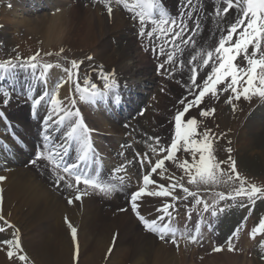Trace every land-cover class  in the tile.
<instances>
[{
	"label": "snow or ice",
	"instance_id": "1",
	"mask_svg": "<svg viewBox=\"0 0 264 264\" xmlns=\"http://www.w3.org/2000/svg\"><path fill=\"white\" fill-rule=\"evenodd\" d=\"M104 3L107 13L111 16L113 12V3L116 5H122L124 9L132 13V18L137 20L139 23V35L141 37H147L151 40L154 35L163 38L166 34H171V43L175 47V42L181 39L184 32L186 24L181 20L179 28H177L176 21H169L163 12L159 14V18L156 16V9L158 4L156 0H102ZM192 0H187L189 7H191ZM225 7L222 12L225 16L230 11H235V19L229 24L226 29V34H222L219 38L217 45L212 49H200L191 55L188 61L190 65V81L193 89H190L191 99H181L179 103L183 105L181 110H178L174 116L175 125V138L171 140L168 146H164L160 142L159 137H153L155 145H150L151 151L158 155V157L153 163L148 160L147 163L151 165L149 169V174H145L142 178L143 183L136 191H134L130 196V206L131 209L136 212L138 218L143 223L146 230L157 233L161 240L165 239V236L171 235V242L178 246L177 233L179 229L175 227L171 222L172 212L170 209H174L173 203H164L161 208L157 211L161 212L157 219L148 220L143 215H140L137 211L139 204L137 203L143 197H171L172 201L180 199L173 195L175 189L179 188L185 195L184 199L187 197H193L195 205H203V210L207 212L210 208L212 209L211 215H217L216 205L219 201L231 199L235 200L236 197H246L249 201L255 202L256 198H264V186H258L254 183L249 184L247 179L242 177L239 172L236 171L235 161L231 159L230 161V171H224L221 168V164L224 162H219L215 160L213 155V135L210 129H205L202 132L199 131L198 125L199 121L195 118L185 119L186 114L190 112L193 108H200V105L205 102V97L218 98L220 92H229L230 95L226 97V102L233 106L235 109V104L233 101H238L243 97L245 100H250L253 95H258L264 98V0H223ZM10 7V5H9ZM216 15H221V9H216ZM151 25V28L148 25ZM199 27V24L196 25ZM194 34V33H193ZM234 37H236L234 39ZM185 43H192L194 41L187 40ZM64 52L61 48L57 55ZM161 54H163V48H161ZM40 53L37 52L35 55L28 59V67L35 70L38 64L35 62L39 57ZM45 55L51 56L53 53L49 52ZM175 53H170L167 56L169 63L174 61ZM91 60L92 57H87ZM240 59L246 66L242 67L241 64L237 63ZM83 61L71 60L70 67L63 68V71L67 73L68 80H72L76 77L75 85L79 92V99L84 102L95 103L97 98H105L110 93H112L117 87V82L115 80V73L105 74L102 71L99 73L100 78L103 80V88H100L97 84L93 83L90 79L85 78L84 84L81 85L79 82V67ZM180 66H183V61H180ZM211 64L210 73L207 74L206 79H203L202 84L197 83L198 77V67H208ZM16 65L8 60L4 63H0V70L8 71L9 68H15ZM44 72L52 69L53 67L60 68L59 63L53 65L52 63L44 64ZM160 68H164V65H160ZM76 70V71H73ZM46 82V81H45ZM68 81H61L57 84V88L61 87L63 83ZM223 87H219V86ZM5 96L8 95L7 92L4 93ZM48 95L45 92L38 98H35L33 105H38L45 99ZM121 97L119 95L115 96V102L119 103ZM74 106L76 101L73 99L71 101ZM52 104L60 106L62 101L59 99L58 92L55 98L52 100ZM61 111H65L61 108ZM215 108L205 107L200 109L199 115L201 117H208L214 114ZM66 116L76 115L80 117L79 110L75 113L68 110L65 111ZM51 119V116H49ZM64 116L60 117L62 121ZM90 132L87 125L83 123L82 117L79 121L71 126V130L68 132V136L80 144V155L77 162L71 164H66L61 167L60 162H58L57 153L49 151L47 154L45 152L37 153L36 159L32 160V163L37 164L38 160H46L52 166V171L55 174L56 182L59 184L61 181H65L69 188H75V194L73 197L68 198V204H73L74 202L81 201L82 198L88 194L87 189L98 190L101 194L105 196H110L118 190H122L125 177L120 176L117 183H102L98 179L91 178L89 176L81 175L79 169L81 164L86 163L90 154H94L93 146L90 141ZM202 137V138H198ZM47 139V137H46ZM181 149L186 153H191L190 159H184L182 161L177 160V152ZM231 152V149H228ZM197 154H199L197 158ZM146 155V154H145ZM166 161L171 162L176 165L178 169L184 174L180 177V180H176L174 176L164 177V173L168 171L165 166ZM141 164L145 163L144 159L140 160ZM125 170V166L118 168L115 172L120 173ZM159 170V172H158ZM63 173V174H61ZM66 174V175H65ZM151 174H158L162 178H167L172 183L165 185L160 184L156 180L152 179ZM184 176H187V183L189 185H195L199 187L200 185H219V184H237L233 189V192L227 195L224 192H219L216 194L218 199H216L212 205L207 201L200 198L197 192L190 191L188 187L180 182L183 180ZM68 178L74 181L70 182ZM6 177L0 176V182L4 181ZM81 184L85 186V190H81L79 187ZM155 185V190H149V186ZM0 189V193H2ZM2 200V196H0ZM123 210V209H122ZM220 212L224 209L220 208ZM165 217L168 218L167 222L164 223ZM3 216L0 215V220H3ZM67 226L71 231V237L74 241L77 240V228L65 218ZM7 224V222L5 221ZM8 227H14L11 224H7ZM5 228L0 227V232H4ZM18 233V230H16ZM237 230V234H238ZM197 235L199 234V229H196ZM258 234L264 235V219H261L258 226L255 227L251 232V238L255 239ZM181 238L183 235L181 234ZM189 239L195 243L197 236H189ZM5 246H8L7 256L9 259L18 255V253H23V249L20 243L19 235L17 234L14 240H3L0 241ZM228 250H234V244L232 238L226 242ZM215 251H221L220 247L214 249ZM75 255L78 258L79 255V243L75 246ZM18 258L22 262L28 260L27 255L19 254Z\"/></svg>",
	"mask_w": 264,
	"mask_h": 264
},
{
	"label": "bare ground",
	"instance_id": "2",
	"mask_svg": "<svg viewBox=\"0 0 264 264\" xmlns=\"http://www.w3.org/2000/svg\"><path fill=\"white\" fill-rule=\"evenodd\" d=\"M19 2L20 4H24L26 2V4L30 7L29 11L32 18H30L27 22L30 26H34V30L36 29L35 32L32 31L33 33H35V35H39V32H41L40 29L46 26L47 29H49L51 32H54V35L50 36L51 38L57 37L58 39L60 33H62L63 35L65 34L63 42H65L68 47H71L73 49L76 48L78 50L80 49L81 52L91 50L92 54H94L93 61L86 63L90 65H101L106 70H108V73H112L114 71L115 80L118 85L116 89L119 90V93L127 92L129 90V87H131V89L134 90L131 95L135 96L136 89L139 87H143V90H151L149 97H142V101L144 103L148 102V104L153 107V96H158L159 100L165 101L166 94L162 93V86L159 84V77L152 69L154 63L151 60L149 54H144V52L141 50L140 46L137 43V38L132 34V24L128 20H126L125 22L122 20L123 27L125 26L124 30L127 29V31H123L119 36L117 35L118 37L116 36V39L118 41H115L109 35L111 29H113L114 27L110 28L109 17L105 15L107 11L105 12L102 10L103 14H99L98 10L95 11V8L92 5H90L91 7L89 6L86 9L82 6L81 3H74L71 8L62 9L61 6L54 0H20ZM45 7H50V10L54 11V13H51V15L47 14L46 16V14L39 15L40 13L36 12L40 11L37 8L45 9ZM21 10L23 12H21L20 15L25 12V8L21 7ZM66 12H68L67 20L65 18L66 16L63 17L64 15H66ZM16 14L17 13L15 12H10V16H13L12 20H14ZM102 15H104V17ZM92 17L97 20L96 27L98 31H100L98 39L99 42L96 44V46L93 44V42H91L90 44V41H87V39H89V37L87 38L88 35L84 34V27L88 22L87 19ZM218 28L219 27L215 26L212 33L213 37H216L218 35ZM32 29L33 28H31V30ZM205 32V35L209 34V32H207V29L205 30ZM87 54L90 55L91 53L87 52ZM46 81L48 86H46V88L48 89L49 82L47 79ZM46 88H43V91L46 90ZM49 97L54 98L55 96ZM73 97L74 96L72 95L69 100V104H64V102H62L59 107L52 104L53 99H50V101H48L47 97H45V99L39 104V107H45V105L49 104L48 102H50V104L52 105L51 110H49V114H51L50 121L53 120V114L56 111H58V115L59 117H61L64 116L63 114L65 113V111L70 110L75 113L76 110L80 109L82 111L80 117H82L83 123L86 124L92 132L95 133L97 129L106 130V128L108 127V122L106 121V123L103 121V119L100 118V115H104V120L107 119L103 112L104 110H106L104 109L105 106H97V108H93L92 110L95 111L93 113L97 114V118H100L102 121H90L88 120L84 111L85 109H89V105L85 104V106H87L83 108L81 104L75 99V97ZM73 99H75L76 101L74 106L71 103ZM219 102V100L216 101L208 98L203 104H205L208 108H215V115L219 117V114L221 113V108L219 109ZM239 102H242V99H240ZM151 107L149 108L152 109ZM61 108H63L65 111H61ZM7 109H10L11 114L15 116V120L20 125L17 114L22 112V109L15 112L14 110L18 109L15 107V104H11V106L9 105ZM80 117H77L76 115L67 116L64 127L61 129V133H66L74 123L79 121ZM204 118L205 117H201L200 119L203 120ZM1 125L2 119L0 117V129ZM255 125L257 126H255L251 132H241L240 145L243 146L242 150L245 152L253 151L254 148H256L258 145L260 147L264 146V137H259V132L264 130V128L261 127L262 125ZM131 126H134V124ZM112 128V131L114 132H112L114 134L113 137L106 138L105 136H102L100 137L101 140L96 137L97 142L100 143L102 141L113 143L115 140H117L119 137L120 128H118L116 125L112 126L111 129ZM227 128L231 131L234 129L241 131V127L235 123V120H233L232 122H227ZM134 131L136 132V135L139 133L138 129H136L135 126ZM21 140L24 143H27L29 147L32 146V139H27L24 136ZM77 144L80 146L78 141ZM14 154L18 156L19 151L15 152ZM19 157L20 158L17 159L14 165H8V167L10 166L12 168L11 170H8L6 173L0 174V176L6 177L4 181L0 182V189L3 190L2 193H0V196H2V200H0V215H2L4 218L3 220H0V223H2L1 225L3 226L7 224L13 225L14 227H8L9 229H11L10 233H15V235L18 234L19 239H22V237L20 236L22 230L27 231L31 228L32 224L44 223L49 220L50 217H53L55 216V214H57L58 218H60L59 220L61 221L60 224L61 226H63L61 227L60 231L58 230L59 232L57 236H55V234L53 233L54 231H56V229H58V227L55 228L57 224L49 226L47 223L43 225L45 231L43 234H40L41 239L39 241H34V239H32L34 236L31 235L32 237L30 241H34L31 245L33 246L32 248L35 249V255L40 263L91 264L92 262H95L103 264L110 250V246H119V249H122L123 244L126 242L129 244L131 250L129 258L131 259L135 257L133 261L134 264L140 263L138 256L142 254L144 255L143 263H147L151 256H153V259H155V261L157 260L158 262L161 258H163V256H169L171 253H174L169 243L164 240L162 241L157 239L152 235V232H149L145 228L141 227L139 223L134 219L132 211H126L122 213L116 212L115 210L119 209L120 207L117 204H115V209H104V206L100 205L95 199L84 197L82 198V202L77 201L73 204H68V200L64 196L59 195L58 192H56L51 187V184L47 180H44L42 175H40L39 173L37 174V172H35L31 168H24L22 167V164L17 163L24 160L23 156ZM166 168L173 172L177 167L175 166V164L166 161ZM155 176L156 175H153V179L158 181L157 176ZM170 182H163V184L168 185L170 184ZM9 196H12L11 201H9ZM167 199V197L148 198L145 196L141 200H139V202H142V209L143 211H145L147 207H152L153 203L162 204L165 202H169L167 201ZM164 200L166 201L164 202ZM106 204L110 203L107 202ZM111 204L114 203H112L111 201ZM79 205L82 211H75L77 206ZM9 208H14V211L16 213V220L11 219V217L9 216ZM66 217L68 221H70L78 230L76 241H74L71 237V231L68 228L67 222L65 220ZM148 218L152 217L148 216ZM5 221L7 222V224L5 223ZM237 222L238 221H236L235 223ZM172 224L174 226L176 225L175 222H172ZM229 227L230 231L235 226L233 224H229ZM16 230H18V233ZM180 230L184 232L182 227H180ZM133 236L137 237L138 239L134 240ZM56 237L60 239L59 243H57L58 241L55 240ZM89 237L92 238L91 241H88ZM3 239L4 238H0V241H2ZM6 240H14V234L13 237H6ZM249 241L250 237H245L242 239V241H240V245L247 249ZM23 242L21 246L22 249L25 250L26 246ZM77 242L79 243V261L77 260V257L75 255V246ZM198 245L196 248L199 247ZM6 248L8 250V246L0 243V251ZM1 254L2 253H0V264L7 263L4 260V256ZM192 254L195 255V252H193ZM225 254H227L229 258H233V260L231 261L233 264H259L256 261H254L253 263L252 259L247 258V256L245 255L243 258L241 255L239 256L237 254L234 256V253L228 252L226 250ZM225 254H220L219 257H201L200 263L215 264V262L223 258ZM116 259L117 255H115V252H113L106 264H116ZM184 264L187 263L185 262Z\"/></svg>",
	"mask_w": 264,
	"mask_h": 264
},
{
	"label": "rangeland",
	"instance_id": "3",
	"mask_svg": "<svg viewBox=\"0 0 264 264\" xmlns=\"http://www.w3.org/2000/svg\"><path fill=\"white\" fill-rule=\"evenodd\" d=\"M54 1L56 3H58L62 9H65V8L69 9L72 7V5L74 3H81L82 6L87 9V6H85L86 4H84L85 1H83V0H77L76 2H74V0H54ZM16 2H17V0H0V11H1L0 18L2 17L0 19L2 22L1 23L2 26L0 29V61L11 60L12 63L18 67L19 66L27 67L28 66V59L30 57H32L33 55H35L37 52H39L40 55L37 58V61H35V62L39 65H42V66L44 64H47V63H52L53 65L59 63L60 65H62L66 58L71 57L73 60H77L78 62L83 61V63L80 64V67L78 70L79 82L81 81L80 83H82V85H83L85 78H88L93 83H97L96 81H94V79L92 77L93 67H96L94 70H96V71L100 70L101 71V68L97 67V66H101V65L92 64L93 65V67H92L90 64H87L90 61H93V59H91V60L87 59V57L94 56V54H92V51L86 50V51L81 52L80 49L78 50L76 48L73 49L71 47H68L65 44V42H63L64 38H65V34L63 35L62 33H60V36L58 39H57V37L51 38L50 36H53L54 32H51L49 29H47L46 26H44L42 29H40L41 32H39V35H35V33H33L32 31L35 32L36 29L34 30V26H30L29 23L27 22V21H29L30 18H32V16L30 15V11H29V9H30L29 5H26V2L24 4L23 3L20 4V2H17V5H16ZM8 4H10L12 8L8 7ZM1 7H2V9H1ZM19 7H20V9H19ZM21 7L25 8V12L22 15H20V13L23 12L21 10ZM96 10H98L99 14H103L101 8H95V11ZM66 11H68V10H66ZM10 12L17 13L14 20H12L13 16H10ZM51 13H54V11H42V12H40L39 15H45L46 14V16H47V14L51 15ZM23 15H24V17H23ZM105 15H107L109 17L108 13H106ZM102 16L104 17V15H102ZM63 17H65L67 20L68 12H66V15H64ZM122 20L125 22L127 19L118 11H115L112 15V18H109L110 28L114 27L113 29H111L109 35L115 41H118L116 39L117 35L119 36L123 31H127V29L124 30L125 26L123 27V21ZM87 21L88 22L84 27V29H85L84 34L88 35L87 38L89 37V39H87V41L88 42L90 41L89 42L90 44H91V42H93V44L96 46V44L99 42L98 39H99V35H100V31H98V29L96 27L97 20H95L94 17H92V18H88ZM31 28H33V29L31 30ZM37 28H38V26H37ZM58 31H60V30H58ZM209 34H212V33H209ZM62 35H63V37H62ZM115 41H114V44H115ZM61 48L64 49V52L60 55H57V53H59ZM49 52L53 53V55H51V56L45 55L46 53H49ZM87 52H89L91 54L88 55ZM81 54H84V55H81ZM17 63H19V64H17ZM66 67H70V63H66ZM38 68H40V67L38 66ZM152 69L155 71L154 66ZM57 70L58 71L61 70V67L60 68L53 67L52 69H49L51 78L52 79L57 78V80H52L51 78H46L49 82L48 83V85H49L48 89H49L50 96H55L56 93L58 92L59 99L62 102H64V104H69L70 103L69 100H70L71 96L73 95L74 97H76L75 96L76 94H73L72 91H69V89L67 90V87H69V81L65 84L63 83V85L61 87L57 88V84L59 83L58 79H61V77L59 76V73H57ZM102 70H105V68L104 69L102 68ZM25 74H27L26 71H25ZM56 74H58V75H56ZM63 78L67 79L66 77H63ZM64 79L59 80V81H64ZM72 80H73V85H72L73 89L76 90V85H75L76 77L74 76ZM72 80H71V84H72ZM46 83H47V81H46ZM174 86H175V84H174ZM176 86H178V85H176ZM172 88L173 87H169V89H166V90L171 93ZM165 94H167V93H165ZM183 95H181L180 97H182ZM259 97L260 96L256 95L255 99L259 100L260 99ZM51 98L52 97H47V99L49 101ZM75 99L77 100V98H75ZM78 99H79V97H78ZM77 101L81 104V106L83 108L87 106V105L85 106V104H88L87 102L81 101L80 99ZM222 101L223 100H220V102H219V104H220L219 109L221 108V113L219 114V117L217 115H214L216 117H212L209 121H207L208 124L206 125V127H204L205 129H210L211 133L214 137L212 151H213V155L215 157V160L219 161V162H224L221 164V168L227 172V171H230V166H231L230 161H229V156H230L231 159L235 161L236 171L239 172V174L242 177L246 178L249 184L254 183L258 186H264V146L260 147L258 145L256 148H254L253 151L245 152L242 150L243 146L240 145V136H241L242 131H247V132L250 131L251 132L254 129V127L257 126L255 124L262 125L261 127L264 128V117L263 118L261 117L262 116V110L258 109L255 111V108L258 106L257 104L251 105L249 107L248 106L245 107L246 103L244 102V100H242V102H239V100L238 101L234 100L233 103L236 106L235 109L230 104H227V105L223 104ZM205 102H206V100H205ZM152 103H153L152 109L157 108V110H158L160 105H162V108L165 109L164 114L163 113L160 114L161 116H164L167 113V107L168 106H170V105L175 106V103H173L171 101V98H168L167 95H166L165 101H161L158 99V96H154ZM248 105H249V103H248ZM237 107H238V109H237ZM152 109H150V110H152ZM195 109H197V108H195ZM200 109H203V108H199L198 110H194V111L190 112L191 117H195V118L200 119L201 116L198 114ZM242 109H243V111H242ZM87 110H88V112H87ZM87 110L85 109L84 111L86 113L88 120H90V121H98V120L102 121L101 119H103L104 122H106V121L108 122L107 119L104 120V118H103L104 115H100V118H101L100 119V118H97V116H96L97 114L93 113L95 111H91V108H89ZM241 111H242V113H241ZM240 113H241V115H240V119H239L238 117H239ZM249 117H250V119H249ZM155 120H157V117L155 118ZM233 120H235V123L241 127V131L238 132L237 129H234L231 131L227 128V122H232ZM147 121H148L149 126L150 125H152L154 127L157 126L156 124H154V121L152 120V115H149V117L147 115ZM134 122H136V121H134ZM137 122H138V125H140L142 128H143V126H146L142 120H137ZM117 127L118 128L121 127L119 129V134H122L121 130H124V128L121 125H119ZM141 127L139 128L140 130H141ZM98 130L100 131V129H97L96 132ZM203 130L204 129L202 128L201 132ZM143 131L147 132V130H145V129H142V132ZM259 133H260L259 137L263 138L264 137V130L260 131ZM112 135H113V133H112ZM102 136L104 137L103 134L101 135V134H98V132L96 133V137L99 138V140H101L100 137H102ZM142 138H143V135H142ZM120 139H122V138H120ZM101 143H105V142L101 141L100 144ZM119 143H120V140L117 141V144H119ZM228 149H231L230 153L228 152ZM198 156H199V154H197V158H198ZM190 157L191 156L187 155V153L184 152L183 149L177 153V160L178 161H182L184 159H190ZM172 173H174V174H172L171 176H175V174L178 175V173L175 172V170ZM187 179H188V177L185 176L184 177L185 181L183 182L185 187H188L190 189V191L197 192L198 196H199V194H201L208 202L209 201L214 202L216 199H218L216 194L219 192H224L226 195L228 193L233 192V189L238 185V182H237V184L229 183V184H219V185H200L199 187H197L195 185H189L187 183ZM172 182L173 181H171L170 183H172ZM175 191L176 192L179 191V188H177ZM184 195L185 194H183V197H184ZM204 195H206V197ZM8 198H9V201L12 200V196H9ZM236 198L240 200V198H244V197L241 196V197H236ZM186 201L188 202V204L192 205L194 202V199H193V197L189 196V197H187V199L183 200L184 203ZM244 201H246V200H244ZM244 201L239 202L237 204V206H236L237 209L240 208V210H242V208H243L242 206H243ZM262 201H264V198H262ZM219 203H223V200L219 201ZM75 211H82L80 205L77 206ZM146 211H151V208H146L145 211H143V212L145 214H147ZM8 212H9V216L11 217V219L16 220V213L14 211V208L13 209L9 208ZM59 219L60 218H58L57 214H55V216L50 217V219L44 223H41V224H38V223L35 224L34 223V224H32L31 228L28 229L27 231L22 230V232L20 234V236L22 237V239H20V240H22V241H20V243L22 244V242L24 241L23 243L26 246L24 252H26L28 254V256H30V258L34 262L32 260H30V258L26 262L19 261L18 259H16L18 255L13 257L14 260L9 259L7 256V249L6 250L4 249V250H2L3 252L0 251V253H2L1 255L4 256V260L7 262L5 264H47V263H40L37 260V257L35 255V253H36L35 249L32 248L33 246L31 244H33V242L35 240L39 241L41 239L40 234H43L45 231V229L43 228V225L45 223H47L49 226H53V225L57 224L55 228L58 227V229H56V231L53 232L55 234V236H57L61 227H63V226H61V224H60L61 221ZM236 221H238L237 218L233 219V222L230 224L231 225L233 224L234 226H236L235 225V224H237V223H235ZM223 222L224 223L222 224L221 228H223L227 225V223L225 221H223ZM229 229H230V227L228 228V231H229ZM10 231H11V229L9 230V232ZM6 232H7V230L4 231L2 234H5ZM6 234H9V233L7 232ZM31 235L34 236L32 238V239H34L33 242H32V240L30 241V239L32 237ZM152 235L155 236L153 233H152ZM0 236H3L0 238H4V237L6 238L7 237L5 235H0ZM90 237H92V236H90ZM90 237H89L88 241H91L92 238H90ZM133 238H134V240L138 239L135 236H133ZM57 239L58 238L56 237L55 240L58 241L57 243H59L60 239H58V240ZM252 240H254V239L250 238L247 249H245L241 245L242 249L244 250L243 253H247V254L234 253V256L237 254L239 256L241 255L243 258L245 255V256H247V258L252 259L253 263H254V261H256L259 264H264V262L260 261L262 259V257L264 256L263 252L257 251V252H254V254H253V250H250L251 246H253V243H254V241H252ZM220 241H222V239ZM240 241H242V239ZM201 243L204 244L205 242L202 241ZM208 245H209L208 243L203 245V249H200L198 247V248H195V249H192L189 251L187 250L186 247H182L184 249H180L179 251H175L171 247L173 249L174 253H171L169 256H163V258H161L158 262H157V260L155 261V259H153V256H151L149 258V260L147 261V263H143L144 255L142 254V255L138 256L139 260H140V263H138V264H184L185 262L187 264H202V263H200V261H201L200 258H198L199 254H202L203 256H200V257H203V258L205 256H208V257L209 256H217V257H219L220 254H225V251H223V252H212V253L209 252L211 247H209ZM115 247L116 246H110V250H109L108 255L106 257V260L103 264L107 263L108 259L110 258V256L112 255L113 252H115V255H117L116 264H134L133 261H134L135 257H133L131 259L129 258L131 250H130L129 244L127 242L123 244L122 249H119V246H117L116 248ZM193 252H195V255L192 254ZM251 254H253V255L249 256ZM79 259L80 258L78 257L77 260L79 261ZM184 259H185V261H184ZM232 260H233V258H229L228 255L225 254V256L223 258L217 260L215 262V264H233L231 262ZM71 264H74V263H71ZM91 264H99V263H95V262L93 263L92 262Z\"/></svg>",
	"mask_w": 264,
	"mask_h": 264
}]
</instances>
